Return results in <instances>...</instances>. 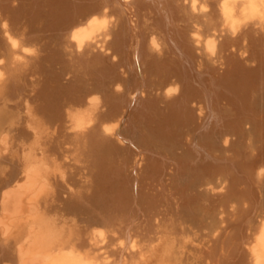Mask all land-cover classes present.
I'll list each match as a JSON object with an SVG mask.
<instances>
[{"label": "bare ground", "instance_id": "bare-ground-1", "mask_svg": "<svg viewBox=\"0 0 264 264\" xmlns=\"http://www.w3.org/2000/svg\"><path fill=\"white\" fill-rule=\"evenodd\" d=\"M15 112L1 264H264V0H0Z\"/></svg>", "mask_w": 264, "mask_h": 264}, {"label": "rangeland", "instance_id": "rangeland-1", "mask_svg": "<svg viewBox=\"0 0 264 264\" xmlns=\"http://www.w3.org/2000/svg\"><path fill=\"white\" fill-rule=\"evenodd\" d=\"M14 114L15 115H12V116H10L11 114L7 115V117H5L4 120L1 122L3 127H5V130L7 131L6 133H8V135L5 138H6V141L9 142V146L5 147V145L4 144L2 145V142L0 141V152H1V156L5 157L4 166L9 171L16 169L18 167V165L20 164V162L22 161L20 159H23V156H24V153H23L24 140L20 134H18L16 131H13V129L15 127H19V129L21 128V124L19 125V123H21V121H23V120H21L22 117H20L17 114V112H15ZM246 128L249 130L251 128V126L247 125ZM13 151H15V152H13ZM12 159H14V160H12ZM221 189L222 188H217L215 190V194L222 193ZM261 191H263V194H264V188ZM44 196H46V194H43V197ZM0 206H1V202H0ZM33 209H34L33 205L28 200H26V202L22 203L20 206H17V208L14 204H11L10 210H9L8 214L6 215L7 216L6 219H7V223H9V224H11L15 220V222H14L15 228H14L12 234L10 235L13 239L18 237L20 235L21 231H24L27 229L28 225H27L26 221L29 218V214L31 213V211ZM224 217H225V215H222V214L218 215V219H223ZM258 218H257V221H260V220L264 219V216L261 215ZM213 221H214V223H212V224L217 223L215 220H213ZM213 221H210V222H213ZM217 221H219V220H217ZM207 233H208L207 231L201 232V234H203V235L207 234ZM2 237H4V238H2ZM5 239H6L5 235H4L3 231L0 229V243ZM1 262H2V259L0 257V264H1ZM183 264H197V263H195L192 259H190V260L188 259Z\"/></svg>", "mask_w": 264, "mask_h": 264}]
</instances>
